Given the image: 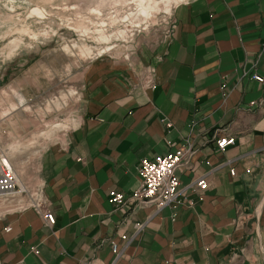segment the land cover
<instances>
[{
  "label": "crops",
  "instance_id": "crops-1",
  "mask_svg": "<svg viewBox=\"0 0 264 264\" xmlns=\"http://www.w3.org/2000/svg\"><path fill=\"white\" fill-rule=\"evenodd\" d=\"M253 73L264 77V0H181L129 53L92 61L73 123L36 166L54 224L32 207L0 217V264H108L111 239L115 264H264V82ZM225 135L235 143L220 151ZM185 143L190 166L176 174L194 205L108 202L138 186L141 158Z\"/></svg>",
  "mask_w": 264,
  "mask_h": 264
},
{
  "label": "rangeland",
  "instance_id": "rangeland-1",
  "mask_svg": "<svg viewBox=\"0 0 264 264\" xmlns=\"http://www.w3.org/2000/svg\"><path fill=\"white\" fill-rule=\"evenodd\" d=\"M179 1L0 0V154L27 191L42 152L73 123L86 66L129 53Z\"/></svg>",
  "mask_w": 264,
  "mask_h": 264
},
{
  "label": "built area",
  "instance_id": "built-area-1",
  "mask_svg": "<svg viewBox=\"0 0 264 264\" xmlns=\"http://www.w3.org/2000/svg\"><path fill=\"white\" fill-rule=\"evenodd\" d=\"M251 78L260 83L264 82V77L257 73L251 74ZM171 125L172 123L169 121L165 123L166 127H171ZM215 142L217 149L224 151L227 146L235 143V137L232 135L215 136ZM190 154V145L185 143L164 154L141 158L138 168V186L128 194L114 189L109 190L107 193L108 202L115 206L132 205L134 209L151 208L154 212H158L173 202L178 195H181L183 204L194 205V199L186 196L187 187H181L176 174L179 167L188 168L190 166ZM229 172L234 173L233 167L229 169ZM17 179V174L9 165L7 158L0 154V217L32 207L42 215L48 225L54 224L53 214L43 208L42 186L37 185L34 191H27L25 187L21 188L17 184ZM192 185L196 190L197 197L201 199L203 191L208 188L205 175L197 177ZM25 196L28 197L27 201ZM134 227L136 231H139L143 228V224L137 223ZM120 239L127 238L125 235H121ZM109 245L112 258L108 264H115L120 255L119 244L111 239Z\"/></svg>",
  "mask_w": 264,
  "mask_h": 264
},
{
  "label": "bare ground",
  "instance_id": "bare-ground-1",
  "mask_svg": "<svg viewBox=\"0 0 264 264\" xmlns=\"http://www.w3.org/2000/svg\"><path fill=\"white\" fill-rule=\"evenodd\" d=\"M17 184L21 187V188H23L24 187V184L22 183V181L20 180V179H17Z\"/></svg>",
  "mask_w": 264,
  "mask_h": 264
}]
</instances>
